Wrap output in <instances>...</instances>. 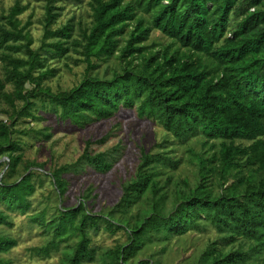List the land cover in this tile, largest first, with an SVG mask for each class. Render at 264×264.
Segmentation results:
<instances>
[{
	"label": "trees",
	"instance_id": "1",
	"mask_svg": "<svg viewBox=\"0 0 264 264\" xmlns=\"http://www.w3.org/2000/svg\"><path fill=\"white\" fill-rule=\"evenodd\" d=\"M59 1L64 0L45 3L43 38L54 41L43 42V53L32 46L28 22L21 24L17 16L23 5L16 2L0 14V59L5 82L14 85L13 92L3 96L13 106L16 99L22 100L18 114L32 115L35 98L42 94L48 95L61 119L80 126L112 117L121 107H135L140 117L153 118L178 141L197 138L202 150L194 154V182H175L168 198L165 185L171 174L165 173L176 170L180 159L166 151L142 149L136 171L109 209L93 213L81 200L72 207H55L49 218L46 209L34 215V221L53 230L47 243L35 250L43 257L62 250L66 264H159L152 255L134 258L148 243L211 226L219 235L209 240L196 264H262L264 0H89L91 23L79 26L81 37L72 38L73 47L87 72L116 52L122 64L110 77L87 73L74 87L51 93L42 84L56 69L45 68V62L68 52L75 29L72 19L51 27L60 14ZM232 11L239 19L229 30ZM153 29L178 47L152 50L146 41ZM16 119L7 123L0 118V158L7 156L0 161V227L12 225L8 211L30 208L32 178L44 168L20 154L21 146L12 138ZM106 139H86L74 162L52 171L60 195L67 189L64 173L84 164L98 172L112 167L119 144L100 151L91 146ZM18 164L24 165V172L7 182L3 166L14 170ZM135 206L141 207L129 217ZM100 222L110 233L125 230L127 241L97 253L89 229L97 232ZM72 235L77 240L61 246ZM16 244L0 228V253ZM0 264L12 263L0 256Z\"/></svg>",
	"mask_w": 264,
	"mask_h": 264
},
{
	"label": "rangeland",
	"instance_id": "2",
	"mask_svg": "<svg viewBox=\"0 0 264 264\" xmlns=\"http://www.w3.org/2000/svg\"><path fill=\"white\" fill-rule=\"evenodd\" d=\"M16 2L25 7L17 16L21 24L27 22L29 24L32 46L43 53L44 48L41 47L43 42L51 44L54 41V38H43L46 0H0V14H6ZM57 5L61 7L60 14L51 27H59L72 19L75 29L68 42V52L46 60L45 68L54 67L56 71L42 85L49 88V92L56 93L74 87L87 73L110 77L113 70H119L122 64L117 56L119 52L106 61H97V67L87 72L86 63L81 61L82 55L73 47L72 38L81 37L79 26L85 27L91 23L89 0H64L59 1ZM238 19L239 16L232 11L229 17V30L235 26ZM146 43L152 50H160L167 45H170L171 49L178 47L177 43L172 42L158 29L151 31ZM137 61L138 59H135V62ZM4 76L3 62L0 59V80L4 84L3 88L0 87V118L11 123L17 117L14 125L16 131L12 138L18 140L21 146L20 154L23 155L24 160L44 164L43 169H37L39 174L32 178L35 190L29 196L30 208L26 212L8 211L12 225L3 224L0 227L17 240V244L7 253H0L1 257L12 264H66L62 250L52 252L49 257H43L35 250L36 247L47 243L53 230L34 221L33 216L46 209V218H49L55 213V207H72L81 200L86 201L88 211L93 213H101L109 209L120 199L123 184L136 171L142 149L149 152L166 151L180 159L176 170L165 173V175L168 172L171 174V180L165 185L168 198L172 194L175 182H182L183 179H188L190 183L194 182L197 171L194 154L202 150L201 142L197 138L180 142L153 118L140 117L135 107H121L112 117L93 120L80 126L69 119H61L59 110L46 94L35 98V105L30 110L32 115H19L18 111L23 102L16 99L13 106L4 98V93H12L14 90L13 83L5 82ZM104 136L107 138L104 143H93L91 146L95 151H100L112 149L119 144V156L112 167L106 172H98L84 164L76 171L64 173L67 189L63 195H60L52 171L62 164L74 162L82 152L86 139L95 140ZM4 160H7L6 155L0 158L1 162ZM23 168V164H18L14 170H10L5 165L1 174L7 182H12L24 172ZM166 206L169 207V203ZM139 207L141 206L131 208L128 216L134 218ZM89 234L91 247L97 253L127 241L125 230L120 229L110 233L102 222L97 232L89 229ZM218 235L211 226H207L203 232L191 230L174 235L166 241L148 243L135 255L134 260L152 255L155 263L157 260L159 264H196L199 254L209 240L217 238ZM71 237L67 242H62L61 246L72 244L77 240L76 235ZM261 263L264 264V261ZM86 264H96V262Z\"/></svg>",
	"mask_w": 264,
	"mask_h": 264
}]
</instances>
